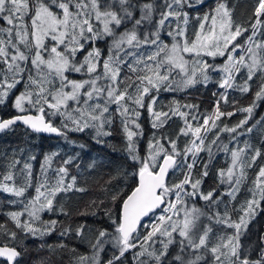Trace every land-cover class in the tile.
I'll return each mask as SVG.
<instances>
[{
	"label": "snow or ice",
	"instance_id": "1",
	"mask_svg": "<svg viewBox=\"0 0 264 264\" xmlns=\"http://www.w3.org/2000/svg\"><path fill=\"white\" fill-rule=\"evenodd\" d=\"M185 6H192L190 0H149L138 6L140 17L137 19L133 12L137 5L132 0H0V21L6 24L0 27V104L12 89L26 81L25 91L17 95L14 102L20 114L0 120V131L22 122L37 133L66 136L68 130L84 132L92 129L100 137L110 135L105 128L119 118L129 155L140 167L136 173L138 184L131 194L126 198L120 193L112 196L113 201L122 200L115 237L119 255H113L107 264H120L125 253L137 247L140 251L133 256L135 264H165L173 244L179 245V253L174 257L176 264H209V261L211 264H264V237L259 239L255 259L240 244L241 236L247 231V218L264 200V166L260 167L254 189L250 190L252 198L241 205L243 215L238 221L231 219L227 209L223 213L214 210L217 201L213 200V193H200L201 181L192 179L198 154L206 151L209 159L212 158L211 145L216 140L211 141V145H206L205 140L207 133L217 126L216 121L225 115L219 110L220 100L214 114L203 118V123L195 127L188 116L191 115L192 121H198V117L181 110L184 107L195 109L194 105L181 106L173 102L175 107L168 111L156 108L159 92L189 88L198 83L206 85L211 79L209 74L214 71L222 73L219 87L225 90L221 96L225 103L227 90L239 87L240 91L248 93L251 81L259 76L261 84L253 104L238 109L247 113V117L235 127L223 129L243 135L238 129L248 123L258 106L256 102L264 100V40L258 39L264 35L261 31L264 29V0H258L248 27L236 23L233 9L228 7L226 0H220L215 8L196 18L198 28H193L191 33ZM128 22H132V27L118 32ZM146 23L154 30L141 33L139 29ZM166 27L170 44L161 39V32ZM244 33L250 35L244 44L237 43V38ZM106 38L110 39V44ZM100 41L108 44L106 49L95 46ZM237 52L240 53L238 56ZM78 53L83 54L82 59L77 58ZM206 57L226 59L223 65L216 66ZM242 70H246L247 79L236 85V77ZM71 73H83L88 79H69ZM25 105L35 109L37 114H26ZM141 110L147 111L153 128L162 127L173 115L182 117L184 127L177 139L180 135L190 136L189 144L180 150L176 140L154 137L148 145L147 156L140 157L134 138L142 134L138 122ZM49 114L64 117L62 126L56 127L50 120L46 121L45 116ZM234 114L227 113L228 116ZM69 123L73 126L70 129ZM254 127L245 131L251 133ZM251 150L252 146L247 142L244 147L231 150L224 146V151H230L231 166L226 171L221 169L219 176L222 183L229 185L226 194L233 199L247 178L246 169L261 156V151L255 149L249 157ZM44 159L45 165H49L51 157ZM71 159L65 160L64 164H69ZM19 163L14 159L10 169H15ZM45 165L41 166L42 171ZM207 167L205 163L204 176L208 175ZM176 168H186L187 172L182 181L169 187L166 176ZM20 172L24 177L23 186H14L15 177L9 171L0 182V190L23 197L33 186L32 165L24 164ZM67 174L66 167H60L54 185L45 176L43 182L35 186L36 195L24 205V211L8 213L17 228L33 236L45 235L54 228L55 220L44 222L43 231L33 224L40 220L41 212L54 210V198L59 193L84 191L74 188L75 177L66 183L64 177ZM186 186L192 191H186ZM173 195L175 201L170 199ZM198 195L208 202L207 210L187 205L184 197ZM164 205L163 215L150 225L151 230L142 239L135 236L138 227L142 226V218L154 214V210ZM25 213L29 219L22 221L20 217ZM216 226L233 231L228 234ZM82 230L83 226L77 230L78 234ZM7 235L12 239L16 237L15 232ZM106 235V231L101 230L97 242L92 245L97 252L103 249L102 238ZM157 244L159 248L155 247ZM18 256L20 252L14 247L0 246V257H5L8 264H15ZM88 261L89 257H80V264ZM90 264H99L96 255Z\"/></svg>",
	"mask_w": 264,
	"mask_h": 264
},
{
	"label": "trees",
	"instance_id": "2",
	"mask_svg": "<svg viewBox=\"0 0 264 264\" xmlns=\"http://www.w3.org/2000/svg\"><path fill=\"white\" fill-rule=\"evenodd\" d=\"M149 0H132V3L137 5L134 9L135 18L140 17L139 5ZM191 2V7L185 6L184 11L188 12L190 17L189 33L193 28H198L196 18L202 17L206 12L215 8L220 0H204L201 2ZM230 9H233V20L244 27L249 26L250 18L253 16L258 0H226ZM236 3L238 4L237 11L235 10ZM159 19L158 16L155 17ZM30 19V18H28ZM131 28L132 22H128L122 28ZM174 27V25H173ZM151 29L147 23L139 29L141 33L148 32ZM167 27L161 32V39L165 43H171V37L167 35ZM264 32V29L261 30ZM250 33H244L237 38V43H243ZM108 44H110V39ZM259 40H264V35L260 36ZM108 44L103 41L98 42L95 46L101 49H106ZM107 53H105L106 55ZM209 63L216 66L223 65L225 57H206ZM210 81L205 85L198 83L189 88L177 87L174 91H161L158 94L157 110L168 111L169 108L175 107L173 102H178L179 105H194L195 109L182 108L185 113H191L198 117V121H192L191 115L188 116L189 122L193 127L203 123V118L212 116L216 111L217 101L220 100L219 110L225 113L216 121V127L207 133L205 140L206 145H211V141L216 140L214 145H211L212 158L209 159L208 152H200L198 154L195 167L192 170L193 181L199 179V192L207 194L213 193V200L217 201L213 205L214 210H219L221 213L227 209L231 219L238 221L243 215L241 205L252 198L250 190L254 189V181L261 166H264V100L257 101V107L254 108L251 118L243 129H238L243 132V135L237 133H229L223 131L225 127L233 128L239 122L247 117V113L238 111V109L249 107L253 104L255 93L259 90L261 80L259 76L254 77L251 81V91L244 93L239 87H234L227 90V103L221 100L223 89L219 87L222 80V73L218 71L211 72ZM85 74L71 73L69 78H82ZM247 79L246 70H242L236 77L235 84L241 85ZM179 81L180 77L177 76ZM26 81L18 84L12 89L8 96L4 98V102L0 104V116L8 118L19 113L14 107V97L21 91H25ZM155 94V93H154ZM114 110V106H113ZM48 110L46 109V112ZM28 112L36 113L35 109L28 106ZM235 113L228 116L227 113ZM139 124L141 125L142 134L134 138L137 153L140 157H145L148 154V145L153 138L160 139L168 137L176 140L177 147L183 150L185 145L189 144L191 137L180 135V129L184 127V119L178 115H173L160 128H153L151 117L146 110H141ZM54 126L61 127L64 122V117L61 116H45ZM260 121V123H257ZM253 131L247 133L246 128L252 127ZM73 126L69 123V129ZM211 127V124L209 125ZM105 131L110 132V135L97 137L92 129L84 132H76L68 130L65 135L57 137H45L34 133L27 127L16 125L8 131L0 134V182L3 176L12 171L15 177L16 187L23 186L24 177L20 170L24 164L32 165V187H29L23 197H16L11 193H4L0 190V245H8L16 247L21 252L20 259L15 264H80L81 256H89L97 250L92 248V245L97 242V237L101 230L106 231L107 235L102 238L104 241L103 249L99 250L101 258L99 264H107V261L113 255H119L118 247L116 246L115 237L118 235L116 228L118 226L122 200L113 201L112 196L120 193L123 198L131 194V191L138 184V176L136 173L140 167L138 161L131 159L127 150L128 144L126 135L122 130L119 118L115 122L106 127ZM236 136L233 140L232 137ZM219 136V139H216ZM245 142L252 146L249 151V157L254 154L255 149L261 151V156L257 158L255 164L251 168L246 169L247 178L241 184L240 191L235 199L228 196L226 193L230 190L227 183L221 182L219 172L221 169L227 170L231 163L230 152L224 151V146L232 149L234 147H244ZM167 147V144H165ZM55 153V155H53ZM45 156H50L49 165H45ZM35 157V159H32ZM71 159L67 165L65 160ZM19 160L20 163L15 169H10L9 165L13 160ZM191 157H189V162ZM207 163L208 175L204 176V165ZM45 165L42 171L41 166ZM60 167H66L67 176L64 177L66 183L72 182L75 177L74 188L84 189V191H69L67 193H59L54 198V210L43 211L40 213V220L35 221L33 226L43 231L44 222L55 220L56 225L50 232L45 235L37 234L35 236L27 234L15 226V222L11 220L8 213L23 212L24 205L36 195L35 186L38 182H43L46 176L51 185L55 184L57 170ZM186 168H176L171 171L167 185L171 187L184 179ZM10 183V186H13ZM186 191L191 192L190 186H186ZM172 201L175 196H170ZM257 199L259 196L257 195ZM190 207L195 206L199 209H206L208 202L204 201L200 196L193 198L186 196ZM163 212V208L155 214L144 220L137 232L134 234L142 239L147 231H150V225L157 222V217ZM22 221H27L29 217L25 213L20 217ZM248 219L247 231L241 236L240 244L243 250L255 259L258 255L259 239L264 237V200L260 201L259 206L255 209L254 214ZM115 221V222H114ZM83 226L81 232L78 229ZM148 226V227H145ZM231 234L232 229H220ZM15 232V239L10 238L7 233ZM61 245L63 247H61ZM155 247L159 248L157 244ZM140 248L137 247L127 252L121 258L120 264H135L133 256L138 253ZM179 252V245L173 244L169 247V255L165 264H176L174 257ZM185 255V254H184ZM187 258V256L185 255ZM146 259V257H145ZM0 264H8L0 259Z\"/></svg>",
	"mask_w": 264,
	"mask_h": 264
},
{
	"label": "rangeland",
	"instance_id": "3",
	"mask_svg": "<svg viewBox=\"0 0 264 264\" xmlns=\"http://www.w3.org/2000/svg\"><path fill=\"white\" fill-rule=\"evenodd\" d=\"M190 1H194V2H201V0H190ZM238 4L239 3H236V7H235V10L237 11V9H238ZM133 12H134V9H133ZM124 29L125 28H120V29H118V32H122V31H124ZM260 38V36L258 37V39ZM240 44H243V43H240ZM240 53L239 52H237V56L239 55ZM77 58L78 59H82L83 58V54H81V53H78L77 54ZM77 74H80V73H77ZM81 74H83V73H81ZM69 79H74V80H84V79H88V77L87 76H85V77H82V78H69ZM21 93V91H19L16 95H15V97H14V102H15V98H16V96L17 95H19ZM222 93H225V90L223 89V91H222ZM25 108L26 109H28V105H25ZM19 111V110H18ZM37 113V112H36ZM229 148V147H228ZM234 148H236V147H234ZM234 148H232V149H234ZM231 150V149H230ZM230 152V151H229ZM191 162V161H190ZM231 166V163H230V165H229V167ZM228 167V168H229ZM193 198H195V197H193ZM184 199H185V197H184ZM175 201V200H174ZM187 205H188V203H187ZM189 206V205H188ZM163 207H166V205H164V206H162L160 209H162ZM190 207V206H189ZM159 209V210H160ZM201 210H206V209H201ZM160 215H163V212L160 214ZM159 215V216H160ZM205 223H207V221L205 220ZM216 228L217 229H219V226H216ZM220 230V229H219ZM132 250V249H131ZM131 250H129V251H131ZM128 251V252H129ZM127 253V252H126ZM125 253V254H126ZM179 253V252H178ZM94 255H96L97 256V258H98V261H100V258H101V254H100V252H92L89 256H87V257H89V261L88 262H85V264H90V261H91V258L94 256ZM185 255L187 256V253H185ZM209 264H211V261H209Z\"/></svg>",
	"mask_w": 264,
	"mask_h": 264
},
{
	"label": "water",
	"instance_id": "4",
	"mask_svg": "<svg viewBox=\"0 0 264 264\" xmlns=\"http://www.w3.org/2000/svg\"><path fill=\"white\" fill-rule=\"evenodd\" d=\"M19 114H20V113H19ZM19 114L13 115V116L8 117V118H2V117L0 116V120L10 119V118H12V117H14V116H17V115H19ZM26 114L36 115L37 113L27 112ZM45 120L48 121V120L46 119V117H45ZM16 125H21V126H24V127L29 128L28 126L24 125L22 122H18L17 124L13 125L12 127H14V126H16ZM12 127H10L9 129H11ZM9 129H7V130H3V131H0V134H1V133H4V132H6V131H8ZM29 129H30V128H29ZM30 130H31V129H30ZM33 132H34V131H33ZM34 133H36V134H38V135H41V136H45V137H57V136H58L57 134H54V133H53V134H48V133H37V132H34ZM171 171H172V170H170V171L168 172L167 176H166V183H167V181H168V178H169V176H170ZM159 209H160V208H157L156 210H154V213H155L156 211H158ZM152 215H153V214H149V216L142 218L141 223H142L144 220H146L147 218H149L150 216H152ZM138 228H139V227H138ZM0 246H4V245H0ZM7 246H8V245H7ZM9 247H12V246H9ZM14 248H15L18 252H20L19 249H17L16 247H14ZM20 257H21V252H20V256H18V257L16 258L15 263L20 259ZM0 259L3 260V261L8 262L7 259H6L5 257H0Z\"/></svg>",
	"mask_w": 264,
	"mask_h": 264
},
{
	"label": "flooded vegetation",
	"instance_id": "5",
	"mask_svg": "<svg viewBox=\"0 0 264 264\" xmlns=\"http://www.w3.org/2000/svg\"><path fill=\"white\" fill-rule=\"evenodd\" d=\"M28 23H30V19L27 20ZM6 24L3 21H0V27H5Z\"/></svg>",
	"mask_w": 264,
	"mask_h": 264
}]
</instances>
